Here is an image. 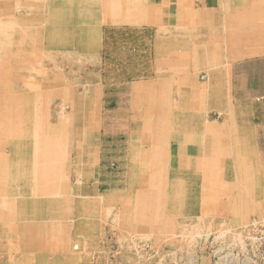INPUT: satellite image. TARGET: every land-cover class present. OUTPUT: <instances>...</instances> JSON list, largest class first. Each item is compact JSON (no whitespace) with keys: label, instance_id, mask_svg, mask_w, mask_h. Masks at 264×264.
<instances>
[{"label":"rangeland","instance_id":"rangeland-1","mask_svg":"<svg viewBox=\"0 0 264 264\" xmlns=\"http://www.w3.org/2000/svg\"><path fill=\"white\" fill-rule=\"evenodd\" d=\"M109 1L0 0V264H264V58L231 82L201 46L180 68L177 17ZM84 164L104 196L78 194Z\"/></svg>","mask_w":264,"mask_h":264},{"label":"crops","instance_id":"crops-1","mask_svg":"<svg viewBox=\"0 0 264 264\" xmlns=\"http://www.w3.org/2000/svg\"><path fill=\"white\" fill-rule=\"evenodd\" d=\"M125 1L129 2L118 3L120 9L113 12L116 19L122 12L143 18L146 23L141 25H156L160 21L158 18L162 17L178 18L180 68L188 66L187 49H199L201 46L202 49H211L212 62L217 67L213 70L215 78L231 82L232 64L264 58V0H258L262 12L253 15L259 22L256 24L258 27L253 28L251 0H142L144 5L135 0ZM243 35H249L246 36L249 41ZM241 39L246 42L241 43ZM80 173L82 183L78 188L79 195L86 198L105 195L101 192L102 184L98 178L99 165L92 169L84 164Z\"/></svg>","mask_w":264,"mask_h":264},{"label":"bare ground","instance_id":"bare-ground-1","mask_svg":"<svg viewBox=\"0 0 264 264\" xmlns=\"http://www.w3.org/2000/svg\"><path fill=\"white\" fill-rule=\"evenodd\" d=\"M91 1V0H90ZM94 1V0H93ZM97 1V0H96ZM86 2H87V0H86ZM74 3H76V2H74ZM100 3V2H99ZM93 4H97L96 2L95 3H93ZM130 4V3H129ZM74 7V6H73ZM94 7V6H93ZM84 8V7H83ZM90 7H88V9H89ZM99 8H100V10L101 11H106L105 13L106 14H108L109 12H114L115 10H119L120 9V5H118V2H116V1H109V4L107 5V3H105V4H103V2H102V4H101V6H99ZM92 9V8H91ZM95 9V8H94ZM97 9V8H96ZM85 10H87V9H85ZM90 11V10H89ZM96 12H99V10L98 11H96ZM90 13H91V11H90ZM130 16H132V15H130V14H128L127 12H122V14L119 16V20H120V22H122V23H124V24H130L131 22H129L128 20L130 19L129 17ZM89 17H91V16H89ZM93 17V16H92ZM95 17V16H94ZM136 21H138V20H136L135 19V21H133V23H137ZM223 21V20H222ZM117 22H118V19H117ZM94 26V25H93ZM96 26V25H95ZM94 26V27H95ZM213 27V26H212ZM217 28H219V27H217ZM223 28V27H222ZM216 29V28H215ZM231 29H234V28H231ZM219 30V29H218ZM235 30V29H234ZM247 31V30H246ZM95 32V31H94ZM222 32H224V31H222ZM218 33H220L219 31H218ZM241 34H242V32H240ZM248 34V33H247ZM223 36V35H222ZM243 36H245V35H243ZM247 36V35H246ZM245 36V37H246ZM249 36V35H248ZM247 36V37H248ZM224 37V36H223ZM222 37V38H223ZM247 37H246V40H247ZM226 38H229V37H226ZM245 39V38H244ZM57 40V39H56ZM239 40V39H238ZM58 41H61V40H58ZM222 41V40H221ZM242 41V42H241ZM241 43H245L246 41H243L242 39H241ZM247 41H249V40H247ZM220 42V41H219ZM236 48V47H235ZM33 52V51H32ZM30 53V52H29ZM235 53H237V52H235ZM43 94V93H42ZM40 95V94H39ZM21 96H22V94H21ZM25 96H26V94H25ZM24 96V97H25ZM34 96V95H33ZM31 97V96H30ZM22 98H23V96H22ZM3 99L5 100V98L3 97ZM16 100V99H15ZM25 100H27V99H25ZM24 100V101H25ZM11 101V100H10ZM23 101V102H24ZM34 101V100H33ZM16 102V101H15ZM15 102H13V104L15 105ZM22 102V103H23ZM2 103V102H1ZM17 103V102H16ZM30 103V102H29ZM21 104V103H20ZM30 106V105H29ZM13 107V106H12ZM9 108V107H8ZM25 108V107H24ZM12 109V108H11ZM19 109V108H18ZM22 109H23V107H22ZM27 109V108H26ZM4 112H5V110H3ZM14 111V110H13ZM1 112V111H0ZM6 112H9V111H6ZM22 112V111H21ZM32 112V111H31ZM2 113V112H1ZM13 113V112H12ZM15 113V112H14ZM20 113V112H19ZM7 114V113H6ZM11 114V113H10ZM28 116V115H27ZM21 117V116H20ZM24 117V116H23ZM2 118V117H1ZM29 118V117H28ZM20 120H21V118H20ZM25 120V119H24ZM155 120V119H154ZM160 120H161V118H160ZM26 123V122H25ZM27 123H29V122H27ZM31 127H32V125H31ZM68 127V126H67ZM165 127V126H164ZM163 127V128H164ZM156 128V127H155ZM31 129V128H30ZM161 130V129H160ZM152 132V131H151ZM158 132L157 133H154V135L153 136H151V134L150 135H147V138L145 139V138H142L141 140H140V138L139 137H136L137 139V143H138V146H145V144H144V142H149L150 144H152V145H154V146H158L160 143H159V141L157 140L158 139ZM138 136V135H137ZM144 136V135H143ZM162 136V135H161ZM145 137V136H144ZM154 139V140H152L151 141V139ZM163 138V137H162ZM46 140H48L47 138H41V140H40V142H41V146H45L46 145ZM59 141V140H58ZM45 142V143H44ZM56 147H57V145H56ZM148 147H150V146H148ZM162 149H163V147H162ZM56 150V149H55ZM150 150V149H149ZM142 149H140L139 148V151H137V153H138V155L139 156H141V155H143L144 153H142ZM148 152V151H147ZM158 152V151H157ZM164 153V152H163ZM11 154V153H10ZM9 155V154H8ZM13 155V154H12ZM212 155H213V153H212ZM138 156V157H139ZM148 156V155H147ZM16 156H14V158H15ZM192 157V156H191ZM190 157V158H191ZM8 158V157H7ZM10 158V157H9ZM162 158V157H161ZM200 158V157H199ZM158 159V158H157ZM156 160V159H155ZM219 161H220V159H218ZM46 161V160H45ZM157 161V160H156ZM227 161V160H226ZM231 161V160H230ZM236 161V160H235ZM161 162H163V161H161ZM214 162V161H213ZM228 162V161H227ZM219 163H221V162H219ZM226 163V162H225ZM235 163V162H234ZM14 164V163H13ZM20 163H18V165H19ZM163 164V163H162ZM161 164V165H162ZM17 165V166H18ZM136 165V164H135ZM197 165V164H196ZM228 165V164H227ZM10 166H12V165H10ZM35 167H36V171H35V174H34V172H32L31 174L29 173V172H27V169L26 170H24V172H23V177L24 178H29L28 176H31V177H38V176H44V174L46 175V179H45V185L44 186H39L38 187V191H40V192H42V191H45L46 192V195H51L53 192H55V190H57L58 191V187H57V180H54V177L55 176H57L58 175V170H57V168L58 167H56V165L54 166V164L53 165H50V166H48L47 164L46 165H44V164H40V163H37V165H34ZM33 166V167H34ZM195 166V165H194ZM225 166V165H224ZM230 167H231V165H229ZM232 166H234V165H232ZM15 167V166H14ZM153 167V166H152ZM196 167H198V166H196ZM228 167V166H227ZM199 168V167H198ZM238 168H240V167H238ZM16 169V168H15ZM24 169V168H23ZM19 170H21V168H19ZM160 170V169H159ZM197 170V169H196ZM259 170V169H258ZM231 171V170H230ZM259 172V171H258ZM257 172V173H258ZM261 172V171H260ZM22 173V172H21ZM224 173H227L226 172V170H225V172ZM235 173H236V171H235ZM255 173V172H254ZM176 174H178V172L177 173H174L173 175H176ZM21 175V174H20ZM48 175H50V176H52V177H50V176H48ZM190 175V174H189ZM256 175V174H255ZM226 176L227 177H229L227 174H226ZM232 176H234V175H232ZM225 179V178H224ZM231 179V178H230ZM188 180V179H187ZM20 181V180H19ZM194 181V180H193ZM21 182V181H20ZM29 183H30V181H28ZM188 181H186L185 180V183H187ZM232 182V181H231ZM234 182V181H233ZM190 183V182H189ZM227 183V182H226ZM146 184H147V182H146ZM181 184V183H180ZM222 185V184H221ZM227 185V184H226ZM240 185V184H239ZM147 186V185H146ZM225 188V187H224ZM244 188V187H243ZM211 189V188H210ZM19 192V191H18ZM155 192V191H154ZM19 194V193H18ZM23 195V194H22ZM209 195V194H208ZM186 196V195H185ZM6 197V196H5ZM12 197V196H11ZM193 199V198H192ZM37 200V199H36ZM189 200V199H188ZM11 201V200H10ZM33 201V200H32ZM195 201V200H194ZM193 201V202H194ZM72 202V201H71ZM186 202V201H185ZM189 203H191V202H189ZM35 204V203H34ZM192 204V203H191ZM207 204H208V202H207ZM213 205V204H212ZM83 206H85L84 204H82V207ZM88 206V205H87ZM86 206V207H87ZM155 207H156V205H155ZM215 207H216V205H215ZM204 208H206V207H204ZM68 209H70L69 207H68ZM11 210V209H10ZM207 210V209H206ZM94 213V212H93ZM99 214V213H98ZM197 218H195V220H196ZM161 231H163V230H161Z\"/></svg>","mask_w":264,"mask_h":264},{"label":"clouds","instance_id":"clouds-1","mask_svg":"<svg viewBox=\"0 0 264 264\" xmlns=\"http://www.w3.org/2000/svg\"><path fill=\"white\" fill-rule=\"evenodd\" d=\"M197 236H200V235H208V236H212L213 235V232L211 230H208L206 233H197L196 234ZM225 234L224 233H220L218 235L215 236V239L217 240H220ZM195 239V237H194Z\"/></svg>","mask_w":264,"mask_h":264}]
</instances>
